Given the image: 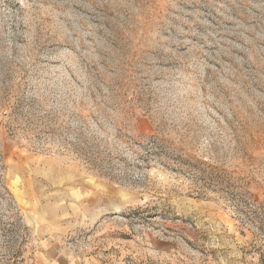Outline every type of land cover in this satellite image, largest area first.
<instances>
[{"label": "rangeland", "instance_id": "rangeland-1", "mask_svg": "<svg viewBox=\"0 0 264 264\" xmlns=\"http://www.w3.org/2000/svg\"><path fill=\"white\" fill-rule=\"evenodd\" d=\"M0 264H264V0H0Z\"/></svg>", "mask_w": 264, "mask_h": 264}]
</instances>
